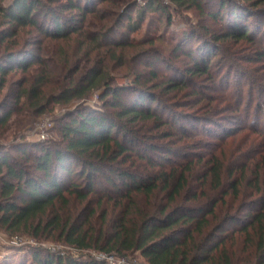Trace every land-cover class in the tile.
<instances>
[{"label": "trees", "instance_id": "trees-1", "mask_svg": "<svg viewBox=\"0 0 264 264\" xmlns=\"http://www.w3.org/2000/svg\"><path fill=\"white\" fill-rule=\"evenodd\" d=\"M109 1L115 8L122 9L130 5L127 12L131 6L134 9L140 6L138 18L127 24L131 32L138 29L146 13L167 12L160 0H143L144 5L138 0ZM174 1L188 3L191 8L203 11L200 0ZM246 1L219 0L218 4L222 9L231 7L234 17L239 18L236 11ZM82 2L65 0L63 8L76 11V15L68 18L72 24L68 26L57 12L58 9L42 5L41 0H14L9 5H2L0 1V11L5 20L4 33L7 37L16 36L21 28L30 26L52 40L67 39L79 30L78 26L74 27L79 22L76 16L79 15L83 22L90 11L88 1ZM40 8L44 9L38 11ZM118 12L113 11L115 15ZM128 14H119V24L122 20L131 19ZM40 19L44 24L40 23ZM109 28L107 23L102 24L99 39ZM250 32L251 28L245 23L236 30H230L226 38H251ZM116 44L121 46V42L112 43L114 46ZM88 48L85 54L87 60L92 61L89 55L92 48ZM43 53L44 49L38 46L36 51L19 55L17 49L12 47L0 55V93L7 84V77L14 70H21L28 77L18 83L19 89L14 92V97L10 94L12 103L9 95V99L0 103V126L7 124L11 118L13 111L7 109L12 104L20 111L26 106L24 110L38 116L46 113L51 105L84 99L101 86L106 89L101 95L104 110L81 105L69 110L59 122L58 139L18 145L16 150L20 157H14L0 147L1 227L11 232L26 230L39 238L58 232L67 244L78 250L94 248L123 257L133 251H140L148 264H236L240 260L248 264H264V189L243 192L237 188V180L232 183L234 189H224L227 168L225 170L218 154L207 159L201 171L203 183L199 189L191 186L190 174L194 170L195 157L198 156L200 164L203 162L204 156L200 154L192 155L190 160L183 163L185 168L182 171L175 167L168 173L160 170V174L145 169L134 171L139 160L148 162L153 168L157 167L152 157L141 152V149H161L150 141L154 128L160 130L164 127L161 133L166 138L178 134H181L180 139L188 138L177 117L172 121L152 109L151 105L160 101L145 85L158 76L154 70L148 72L150 79L137 71L132 85L119 86L113 85L115 80L106 71L102 60L92 61V65L88 66L87 61L82 63L84 61L76 59L77 55L62 52L63 60L57 63L54 74L45 63ZM208 59L203 58L202 64L199 61L195 63L194 68L200 75L209 74ZM73 63L75 66L71 68ZM34 64L42 69L40 73L31 70ZM80 69L82 75L76 80L74 75ZM56 75L59 77L58 84L51 87V93L47 94L46 89L52 85ZM171 84L173 89H178L185 81L174 80ZM133 90L136 92L135 97L126 93ZM250 126L254 131L263 132L259 131L256 123ZM145 127L150 128V135L143 131ZM189 142L192 146V141ZM136 145L140 148H135ZM190 146L185 145L180 151L184 152ZM164 159H167L166 155ZM78 166L81 169L75 172ZM246 167L241 165L238 169L235 162L230 173L241 170L244 175L249 168ZM75 176L83 182L76 181ZM100 178L116 189H112L113 192L103 189L101 191L105 192L102 194L98 192L95 186L100 183ZM256 178L259 179V176ZM116 180H120L124 187L120 188ZM159 181L162 182L161 189ZM67 193L81 200L98 195L109 201H120L118 205L125 202H122L121 213L110 222L105 220L104 211V219L95 224V209H91L88 214L81 212L67 217L60 209L56 210L57 203L62 207L69 203ZM229 195L233 197L231 203L227 201ZM101 202L102 199L98 201L100 205ZM229 225H232V229L227 228ZM238 238H242L244 243L243 255L237 253L232 245ZM31 257V264H107L94 258L82 261L71 255H56L43 249L33 251Z\"/></svg>", "mask_w": 264, "mask_h": 264}, {"label": "rangeland", "instance_id": "rangeland-1", "mask_svg": "<svg viewBox=\"0 0 264 264\" xmlns=\"http://www.w3.org/2000/svg\"><path fill=\"white\" fill-rule=\"evenodd\" d=\"M0 1L2 5H9L14 0ZM86 1H88L89 13L83 22L79 15L76 16L79 22L74 24V27L78 26L79 30L64 40L60 38L52 40L30 26L21 28L16 36L7 37L4 33L5 20L0 11V55L12 47L17 49L19 55H24L31 50L36 51L40 46L45 51L42 57L54 74L57 63L63 60L62 52L77 55L76 59L84 61L82 63L87 61L88 66L97 60H102L106 71L115 80L113 85L119 86L132 85L137 71L146 79H150L148 72L154 70L158 76L148 81L145 86L152 95L158 97L160 102L156 101L151 107L163 114L166 119L170 118L173 121V118L177 117L188 138L180 139L181 134L166 138L161 133L165 130L164 127L160 130L154 128L150 141L159 145L161 149L155 151L141 149V152L152 157L157 167L153 168L148 162L132 158L138 161L134 171L141 172L145 169L147 172L160 174L163 170L164 173H168L173 167L182 171L185 162L190 160L192 155L200 154L204 156V160L200 164L198 156L195 157L194 170L190 174L191 186L199 189L203 183L200 178L201 171L206 166L207 159L213 154H218L219 160L224 162L225 170L227 168L224 189H234L232 186L234 180L238 181L237 188L242 189L243 192L264 189V12L260 13L264 10V2H261L263 0L244 2V6L236 11L239 18L234 17L231 7L222 9L218 4L219 0H200L203 8L201 12L197 8H191L188 3L160 0L167 8V12L146 13L134 32H131L127 24L130 20L133 22L138 18L137 12L140 6L136 9L131 6V10L127 12L126 9L130 5L121 9L115 8L109 0H83L82 3ZM138 1L144 5L143 0ZM64 3L65 0H41L42 5L46 7L50 5L58 9L57 12L69 26L71 20L69 21L68 18L76 15V11L65 10ZM45 11L47 12L46 9ZM113 11H119L118 15ZM125 12L129 13L131 19L122 20L119 24L121 17L119 14ZM39 21L44 24L42 19ZM105 23L110 27V31L106 29V34L99 39L100 28ZM245 23L251 28V38H226L230 30H236ZM117 41L121 42V46L112 45ZM88 47L92 48L89 55L93 62L87 60L85 49H89ZM190 52L193 54L190 55ZM203 58L208 59L210 70L208 75H200L194 68L197 61L202 64ZM73 66L74 63L71 68ZM31 70L36 73L42 71L37 64H34ZM80 75H82L81 69L74 75V79L77 80ZM58 78L56 75L51 82L52 85L48 86L47 94L51 93V87L54 88L58 84ZM23 79L28 77L21 70H14L9 74L7 84L0 93V103L6 100L8 95L10 102H13L10 94L12 93L14 97V92L19 89L18 83ZM174 80L185 81V84L173 89L171 82ZM105 90V86H101L91 91L84 99L73 100L68 104L51 105L46 113L38 116H33L31 112L24 110L26 106H22L23 110L20 111L12 104L7 109L13 111L11 118L7 124L0 126V147L4 151H9L12 156L20 157V153L16 150L18 145L58 139L59 122L69 110L76 109L80 105L104 110L101 95ZM126 93L136 96L134 90L129 91L130 94ZM251 123H256L259 131L263 132L252 130ZM146 127L143 131L149 134L150 128ZM42 133L45 138H42ZM189 141H192V146ZM141 145L143 147V144ZM185 145L190 146L184 150L186 153L180 151ZM135 148L139 149L140 146L136 145ZM166 152L168 154H165ZM164 155L167 159H164ZM235 162L237 168L241 165L249 167L244 175L241 170L230 173ZM127 165L123 166L127 167ZM80 169L78 166L75 172ZM256 176H259V179ZM74 179L79 183L83 182L76 176ZM116 181L120 188L124 187L121 186L120 180ZM159 186L161 189V181ZM95 189L102 194L105 191L113 192L112 189L116 187L100 178V183ZM103 189L106 190L102 192ZM66 195L69 203L65 207L57 203L56 210L60 209L67 217L81 212L88 214L91 209H95L96 215L93 218L95 224L104 219V211H106L105 220L110 222L121 213L120 210L124 205L122 202H125L122 201V205H118L120 201H109L98 195L90 196L92 198L89 197L87 200H81L68 193ZM113 196L116 197L115 194ZM232 198L231 195L227 196V201L233 202ZM100 199H102L101 205L98 203ZM81 219L85 222L84 217ZM231 227L232 225H229L227 228L232 229ZM49 235L55 237L44 235L39 238L26 230L11 232L0 226V244L3 253L0 264H31L32 252L38 249L49 250L56 255H71L82 261L94 258L107 264H148L140 251H133L123 257L116 253L106 254L94 248L78 250L67 244L58 232ZM15 237H19L17 243L12 242ZM241 240L242 238H238L236 243H232L239 254H242L244 248ZM237 261L238 259L235 260ZM236 264L248 263L240 260Z\"/></svg>", "mask_w": 264, "mask_h": 264}, {"label": "built area", "instance_id": "built-area-1", "mask_svg": "<svg viewBox=\"0 0 264 264\" xmlns=\"http://www.w3.org/2000/svg\"><path fill=\"white\" fill-rule=\"evenodd\" d=\"M42 138H45L44 133H42ZM14 241H12L13 243H17L19 240V237H15V239H13ZM3 258V253H2V249H1V244H0V259Z\"/></svg>", "mask_w": 264, "mask_h": 264}]
</instances>
